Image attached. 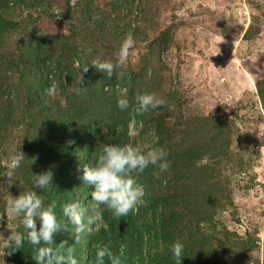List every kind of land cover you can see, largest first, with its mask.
<instances>
[{
  "label": "rangeland",
  "instance_id": "374dc122",
  "mask_svg": "<svg viewBox=\"0 0 264 264\" xmlns=\"http://www.w3.org/2000/svg\"><path fill=\"white\" fill-rule=\"evenodd\" d=\"M87 3L91 17L84 14ZM4 13L15 23L3 41L4 57L25 66L18 105L23 111L27 87L37 85L28 61L19 59L32 34L48 36L59 67L60 52L115 63L121 43L131 34L135 46L115 70L117 76L131 82L135 96L156 93L174 105L152 111L148 122L132 120L131 143L156 146L148 136L158 123L167 146H190L199 136L205 153L189 184L201 191L196 210L212 213L214 230L227 232L216 235L210 225L201 224L196 228L201 240L219 239L211 237L201 245L204 241L190 244L188 237L175 235L159 247L172 256V244L180 241L193 249L201 245L197 252L207 264H264V0H10ZM114 89L126 90L119 83ZM21 132H6L0 142L2 187L7 188V162L24 142ZM14 180L20 186L17 173ZM9 187L7 199L14 192ZM171 191L178 199L186 193L175 186ZM17 220L13 217L1 228L0 239ZM3 222L0 214V226ZM216 244H221L218 253ZM150 247L157 251L154 243Z\"/></svg>",
  "mask_w": 264,
  "mask_h": 264
},
{
  "label": "trees",
  "instance_id": "16d2710c",
  "mask_svg": "<svg viewBox=\"0 0 264 264\" xmlns=\"http://www.w3.org/2000/svg\"><path fill=\"white\" fill-rule=\"evenodd\" d=\"M9 5L10 0H0V142L5 140L6 132L10 135L22 131L24 142L13 154L21 151L25 156L21 167L16 170L20 186L14 183L9 188L14 191L12 196L31 190L32 173L39 174L50 169L53 172L52 185L38 191L46 203L56 204L57 216L63 219L61 208L64 204L79 202L87 205L91 200V189L81 180L83 167L94 162L105 144L131 143V121L145 122L153 112L138 114L134 107L123 112L117 108V100L124 94L134 105L135 94L131 82L125 77L117 76L116 72L109 77L92 67H89L87 73L81 70V86L85 87L86 91L75 94L73 89L80 81V69L92 60L87 57L80 59L77 54L60 52L63 64L59 67L58 59H52L48 36L33 34V37H28L19 59L28 61L27 65L35 75L37 85L27 87V101L24 100L26 111L20 110L18 105L22 96L19 89L26 76L25 66L19 68L18 63L13 65L9 58L4 57L3 41L8 33L15 29V23L4 15ZM84 14L86 17L92 16L88 3L85 5ZM91 21L96 25L99 22ZM77 59L78 63L74 66L73 62ZM41 63H48L44 70L38 68ZM63 73L66 76L62 79ZM117 83L125 87V92L114 89ZM107 85L110 87L105 89ZM52 86L57 89L53 98L48 97V89ZM134 128L138 132L141 129H138L137 125ZM148 138L150 142L156 143V146H162L168 151L170 168L167 172L160 173L157 178L154 173L159 170L150 166L138 177L139 182L145 186L146 205L140 207L136 213H130L120 219L113 218L110 212L105 211L107 229L94 230L92 234L81 237L78 243L73 240L71 230L56 234V243L67 240L69 244H74L80 264H94L96 249L107 243L111 244L114 252L118 251L121 244L126 247V264H175L173 257L159 247L161 242L173 240L175 235L188 237L186 240L190 244L200 240L204 241L201 245H205L211 237L219 239V236L212 235L201 240L200 233L196 235V228L201 224L210 225L211 232L216 235L227 233L226 230H214L212 213L196 210L199 203L197 197L201 191L199 187L196 189L189 184L197 177L195 170L199 171V168L196 164L205 153L199 136L190 146H167L168 141L162 138L158 123L154 131H149ZM12 142L13 139L10 138V143ZM33 159L35 162L29 164V160ZM173 186L186 192L183 198L178 199V195L171 191ZM6 191L7 188L0 184V214L4 217L0 232L3 226L5 230L13 221V217H10L6 210ZM209 198L210 196L204 197V200L208 202ZM182 210L185 211L180 213ZM14 218L18 220L13 229L20 224L19 218ZM20 230H23L22 227ZM151 243L155 244L157 251H151ZM220 245L216 244L213 248L215 253L219 252ZM184 246L185 257L182 258L181 264H207V259H201L199 256L201 251L197 252L199 247L193 249L189 245ZM203 249L205 252L212 250H209V247ZM33 255L32 246L25 242L23 249L5 257L9 264H36L32 259Z\"/></svg>",
  "mask_w": 264,
  "mask_h": 264
},
{
  "label": "clouds",
  "instance_id": "9594fccd",
  "mask_svg": "<svg viewBox=\"0 0 264 264\" xmlns=\"http://www.w3.org/2000/svg\"><path fill=\"white\" fill-rule=\"evenodd\" d=\"M135 43L133 36L129 34L119 47L117 62L97 57L81 68L80 81L73 89L75 94L86 91V88L81 86V70L87 73L89 67H92L110 77L127 61ZM56 91L55 86L48 89L49 95ZM134 101L133 105L124 94L117 100V108L123 112L134 107L138 114H146L161 107H174L156 93L138 94ZM168 155L164 147L151 143L105 144L94 162L83 167L81 180L91 189V200L87 205L79 202L64 204L61 208L63 219L57 216L56 204L46 203L38 191L52 185L53 172L49 169L39 174L32 173L31 190L17 196L8 193L7 213L10 217L19 218L20 224L12 229L6 238L0 239V264H5V255H12L15 251L23 249L25 242L32 246V259L36 264H80L74 244H69L67 240L56 243V234L71 230L73 240L78 243L81 237L92 234L94 230L107 229L105 211L110 212L115 219L136 213L140 207L146 205L147 196L145 186L139 182L138 177L151 166L159 170L154 173L159 178L160 173L167 172L170 168ZM24 160V154L19 151L7 162L4 175L7 188L15 183L16 170ZM29 161L31 164L35 159ZM184 250L182 242L176 241L172 244L171 253L175 264H181L182 258L185 257ZM127 260L126 247L123 244L116 252L112 250L110 243L99 246L95 251L94 264H126Z\"/></svg>",
  "mask_w": 264,
  "mask_h": 264
}]
</instances>
